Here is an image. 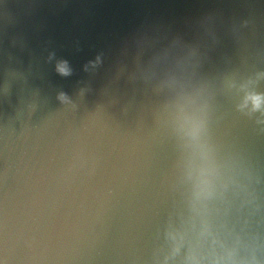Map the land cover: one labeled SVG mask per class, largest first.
Wrapping results in <instances>:
<instances>
[{"label": "water", "instance_id": "95a60500", "mask_svg": "<svg viewBox=\"0 0 264 264\" xmlns=\"http://www.w3.org/2000/svg\"><path fill=\"white\" fill-rule=\"evenodd\" d=\"M0 264H264V0H0Z\"/></svg>", "mask_w": 264, "mask_h": 264}, {"label": "clouds", "instance_id": "9594fccd", "mask_svg": "<svg viewBox=\"0 0 264 264\" xmlns=\"http://www.w3.org/2000/svg\"><path fill=\"white\" fill-rule=\"evenodd\" d=\"M58 71L61 73V74H64V75H68V70L66 68V62L62 63L61 65L58 66ZM61 99H65L66 97L64 96V94L62 93L61 94ZM253 99V102H254V106L256 108H259L260 107V102H261V98L260 97H252Z\"/></svg>", "mask_w": 264, "mask_h": 264}]
</instances>
